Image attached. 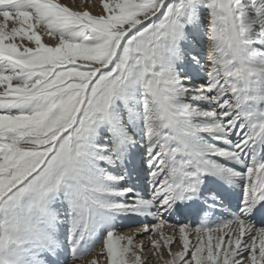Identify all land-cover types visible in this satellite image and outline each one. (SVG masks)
<instances>
[{
    "label": "snow or ice",
    "instance_id": "1",
    "mask_svg": "<svg viewBox=\"0 0 264 264\" xmlns=\"http://www.w3.org/2000/svg\"><path fill=\"white\" fill-rule=\"evenodd\" d=\"M92 6L0 0V264H264V0Z\"/></svg>",
    "mask_w": 264,
    "mask_h": 264
},
{
    "label": "rangeland",
    "instance_id": "2",
    "mask_svg": "<svg viewBox=\"0 0 264 264\" xmlns=\"http://www.w3.org/2000/svg\"><path fill=\"white\" fill-rule=\"evenodd\" d=\"M65 2L68 3V2H70V0H65ZM101 2H102V0H90V3H91L93 6H92L89 10H91L94 14L100 12V10H101ZM81 3H82V0H81ZM45 40H46V42H48V43H52V42H53V41L49 40L47 37L45 38ZM133 229L135 230V228H124V229H121V231H123V232L126 233V234H131V233L134 231ZM100 247H102V245H101ZM100 247H97L96 250L90 252L87 256H85V257L83 258V260H84V259H88L89 257H92V255L94 256V258H95V260H96V258H97L98 256H100V255L95 254V253H96L97 251L100 250ZM95 255H98V256H95ZM100 258H101V260L98 261V264H107V261H106V259H105V255H104V256L101 255ZM145 258H147V254H146V257H145ZM79 261H80V260L78 259V260H75L74 262H75V263H78Z\"/></svg>",
    "mask_w": 264,
    "mask_h": 264
},
{
    "label": "bare ground",
    "instance_id": "3",
    "mask_svg": "<svg viewBox=\"0 0 264 264\" xmlns=\"http://www.w3.org/2000/svg\"><path fill=\"white\" fill-rule=\"evenodd\" d=\"M134 230V229H133ZM136 230V229H135ZM134 230V231H135ZM133 231V232H134ZM100 252V250L99 251H97L95 254H98ZM95 256H98V255H95ZM104 256V255H103ZM101 255L100 256H98L97 258H96V260L97 261H99V260H101ZM95 258H94V256L92 255V257H89L88 259H84L83 260V258L82 259H79L80 261L78 262V263H75L73 260H70V264H88V262H90V261H92V260H94ZM106 259V258H105Z\"/></svg>",
    "mask_w": 264,
    "mask_h": 264
}]
</instances>
